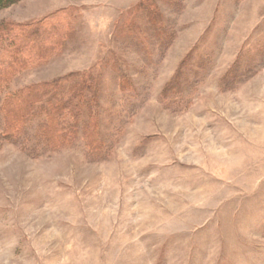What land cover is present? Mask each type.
I'll use <instances>...</instances> for the list:
<instances>
[{"label": "rangeland", "instance_id": "1", "mask_svg": "<svg viewBox=\"0 0 264 264\" xmlns=\"http://www.w3.org/2000/svg\"><path fill=\"white\" fill-rule=\"evenodd\" d=\"M54 13L74 31L10 89L97 66L106 146L0 141V264H264V0H24L0 26Z\"/></svg>", "mask_w": 264, "mask_h": 264}, {"label": "trees", "instance_id": "2", "mask_svg": "<svg viewBox=\"0 0 264 264\" xmlns=\"http://www.w3.org/2000/svg\"><path fill=\"white\" fill-rule=\"evenodd\" d=\"M22 1L0 0V11ZM135 8L131 17L137 13V6ZM59 18L61 16L54 13L25 25L0 26V141L23 142L53 150L70 144L72 139L82 134L87 150L100 155L106 145L99 133V106L94 92H98L101 78L97 66L50 83L15 91L10 89L16 74L45 62L48 57L45 45L37 46L34 52L31 50L29 44L32 39L54 36L52 38L57 42H48L56 49L70 37L74 31L71 18L67 16L58 23ZM22 53L25 57L20 56ZM40 55L44 58L39 59ZM115 70L120 69L116 66ZM25 97L27 100L22 103ZM20 105L21 110L16 112ZM56 129H62L65 135L57 138L53 132Z\"/></svg>", "mask_w": 264, "mask_h": 264}]
</instances>
